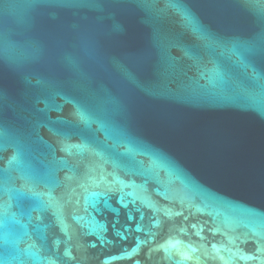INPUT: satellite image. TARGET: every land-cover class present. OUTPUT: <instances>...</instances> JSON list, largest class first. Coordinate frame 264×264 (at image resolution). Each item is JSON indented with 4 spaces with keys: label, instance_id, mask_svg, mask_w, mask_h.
Here are the masks:
<instances>
[{
    "label": "water",
    "instance_id": "1",
    "mask_svg": "<svg viewBox=\"0 0 264 264\" xmlns=\"http://www.w3.org/2000/svg\"><path fill=\"white\" fill-rule=\"evenodd\" d=\"M254 72L264 0H0V264H264Z\"/></svg>",
    "mask_w": 264,
    "mask_h": 264
},
{
    "label": "snow or ice",
    "instance_id": "2",
    "mask_svg": "<svg viewBox=\"0 0 264 264\" xmlns=\"http://www.w3.org/2000/svg\"><path fill=\"white\" fill-rule=\"evenodd\" d=\"M172 7L176 8V10L182 14L187 25L190 26L193 29V31H195V32L200 31V27L197 24V22L195 21V19L187 11L183 10V8L179 4H173ZM205 39L211 41L210 37L205 36ZM250 80H251L253 85H258V84H260L261 80H264V77H261V76L255 74V72H254L252 77H250ZM209 86L217 92L227 91V90H231L234 88L239 89V88L244 87V85H241L239 83H235V82L231 81L227 77L226 73L221 72V71H214L213 72V75L209 81V85H200L201 88H207ZM261 86H264V85H261ZM182 87H185L187 89H191L192 85H187V86H182ZM81 117L85 121L87 120V118L84 117L83 114H81ZM116 130L120 131L119 129H116ZM118 144H119V141H118ZM87 146H88V144L75 145V147H77V148H83V147H87ZM68 150H70V149H68ZM119 156L127 157L128 153L127 152L119 153ZM112 159L114 160V162L117 164L118 167H127V165L124 164L123 161H121L120 159H117L115 157H112ZM100 195H101V193H98V192H91L90 193L91 197H97ZM87 198L88 197L86 196L85 199H87ZM120 199L123 200V197H121ZM92 231H95V229L93 228ZM117 235H119V233H117ZM57 243H59V242H57ZM133 251H135V249H133ZM64 255H65V257H68L69 259H71V252L69 250H65ZM240 258L244 259V260H252V259H255L256 257L243 255Z\"/></svg>",
    "mask_w": 264,
    "mask_h": 264
}]
</instances>
